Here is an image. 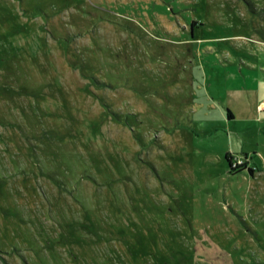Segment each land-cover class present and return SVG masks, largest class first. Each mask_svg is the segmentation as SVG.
<instances>
[{"label":"rangeland","instance_id":"1","mask_svg":"<svg viewBox=\"0 0 264 264\" xmlns=\"http://www.w3.org/2000/svg\"><path fill=\"white\" fill-rule=\"evenodd\" d=\"M262 101L264 0H0V264H264Z\"/></svg>","mask_w":264,"mask_h":264},{"label":"trees","instance_id":"2","mask_svg":"<svg viewBox=\"0 0 264 264\" xmlns=\"http://www.w3.org/2000/svg\"><path fill=\"white\" fill-rule=\"evenodd\" d=\"M228 116L230 118L233 117V114H232V112L230 110H228ZM226 159H227V161L229 163L231 172H238V171H241V170H244V169L247 168V161H245V160H243L242 164H238V165L234 166V156L233 155L227 154L226 155ZM253 170H254V168L251 167L250 171L253 172Z\"/></svg>","mask_w":264,"mask_h":264},{"label":"built area","instance_id":"3","mask_svg":"<svg viewBox=\"0 0 264 264\" xmlns=\"http://www.w3.org/2000/svg\"><path fill=\"white\" fill-rule=\"evenodd\" d=\"M243 163V160H240L239 162L238 161H234V166L238 165V164H242Z\"/></svg>","mask_w":264,"mask_h":264},{"label":"crops","instance_id":"4","mask_svg":"<svg viewBox=\"0 0 264 264\" xmlns=\"http://www.w3.org/2000/svg\"><path fill=\"white\" fill-rule=\"evenodd\" d=\"M260 108H264V101L260 103Z\"/></svg>","mask_w":264,"mask_h":264}]
</instances>
